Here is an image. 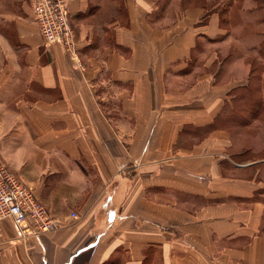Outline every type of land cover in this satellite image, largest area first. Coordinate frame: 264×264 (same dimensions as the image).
I'll return each instance as SVG.
<instances>
[{"label": "crops", "instance_id": "1", "mask_svg": "<svg viewBox=\"0 0 264 264\" xmlns=\"http://www.w3.org/2000/svg\"><path fill=\"white\" fill-rule=\"evenodd\" d=\"M38 1L0 0V162L58 227L1 220L0 264H264V160L222 121L256 73L230 53L260 55L264 105V0L246 50L221 2L66 0L82 67Z\"/></svg>", "mask_w": 264, "mask_h": 264}, {"label": "built area", "instance_id": "2", "mask_svg": "<svg viewBox=\"0 0 264 264\" xmlns=\"http://www.w3.org/2000/svg\"><path fill=\"white\" fill-rule=\"evenodd\" d=\"M34 18L46 43L61 44L70 58L82 67L66 0H39L34 6ZM6 218L18 226L21 236H40L58 227L47 206L37 198L33 186L0 162V221Z\"/></svg>", "mask_w": 264, "mask_h": 264}, {"label": "rangeland", "instance_id": "3", "mask_svg": "<svg viewBox=\"0 0 264 264\" xmlns=\"http://www.w3.org/2000/svg\"><path fill=\"white\" fill-rule=\"evenodd\" d=\"M196 2H205L208 9L214 8L217 2H221L218 8L223 14V26L235 30V36L238 40L235 44H240L242 50L249 49V0H195ZM230 16V18H226ZM1 24V23H0ZM256 55V56H255ZM249 57V51L230 53L231 59L244 56L247 63L252 62L256 67L255 77L249 84L243 88L234 91L238 98L232 101H227L226 110L223 113L222 121L232 130L233 137L243 144L242 149L247 148V153L242 156L235 157L238 162L249 160H264V115H260L264 110V105L260 103V109L255 110V115L252 117L248 110L254 106L248 107L247 101L242 100L243 94L254 92L255 97L258 99L262 96L263 85L261 80V59L259 54ZM262 102V101H261ZM252 106V107H251ZM253 141H258L254 143ZM264 162V161H263ZM262 168V166H261ZM264 170V169H263ZM264 180V171H263ZM264 191V187L262 189ZM264 199V198H263Z\"/></svg>", "mask_w": 264, "mask_h": 264}, {"label": "trees", "instance_id": "4", "mask_svg": "<svg viewBox=\"0 0 264 264\" xmlns=\"http://www.w3.org/2000/svg\"><path fill=\"white\" fill-rule=\"evenodd\" d=\"M250 91H251V88L249 87V93L243 94V96L241 98H242V100L247 101L248 107L250 105L254 106L253 108H251V110H248L250 113V116L252 117L253 115H255V110L260 109V103H262V102H261V99H259V98L257 99L255 97L254 92L251 93Z\"/></svg>", "mask_w": 264, "mask_h": 264}]
</instances>
